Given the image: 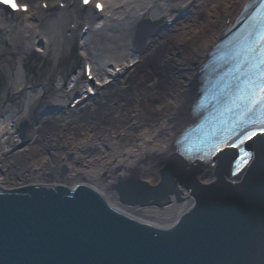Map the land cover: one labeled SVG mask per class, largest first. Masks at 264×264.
<instances>
[{
  "label": "bare ground",
  "instance_id": "1",
  "mask_svg": "<svg viewBox=\"0 0 264 264\" xmlns=\"http://www.w3.org/2000/svg\"><path fill=\"white\" fill-rule=\"evenodd\" d=\"M245 1L187 0L188 8L172 19L169 28L162 27L160 20L176 8L173 0L162 4L161 0H128L126 5L115 7L125 16L121 23L108 24L104 27L106 31L95 33L100 37L93 42L98 40L101 50L128 48L139 20L151 19L156 29L139 51L135 52L133 46L130 60L125 59L127 54L117 58L123 64L122 70L96 96L80 98L69 105L68 99L80 94L79 87L66 90L42 83L43 95L38 104L45 106L51 97L50 111L33 117L36 125L31 136L24 135L25 129L17 133L24 144L13 147L12 153L7 154L8 162L0 169V182L25 185L36 181L70 186L82 183L98 186L113 203L117 193L112 187L119 180L135 177L151 186L164 181L161 170L168 168L169 162L163 158L173 151L176 135L193 121L191 107L198 96L199 68L213 45L223 37L222 28L228 17L232 21ZM118 3L120 0L112 1V7ZM75 8L66 7L50 20L55 41L63 43L73 36L75 30H65V26L75 19L72 17ZM25 14H33V7ZM40 42L38 47L43 43ZM91 42L82 40L80 49L95 58L101 52H92ZM48 43L44 45L46 50L51 47ZM130 61L134 62L132 66ZM97 72L106 71L98 64ZM13 121L11 118L0 121V140L13 131L8 129ZM67 139L71 143L63 147ZM64 148L76 152L77 157L70 159ZM214 176L215 168L210 165L195 173L205 184ZM170 178L166 179L169 182L165 188L176 186L178 194L162 199L163 206H138L129 213L167 226L193 198L189 188L178 181L174 185L175 178Z\"/></svg>",
  "mask_w": 264,
  "mask_h": 264
},
{
  "label": "water",
  "instance_id": "2",
  "mask_svg": "<svg viewBox=\"0 0 264 264\" xmlns=\"http://www.w3.org/2000/svg\"><path fill=\"white\" fill-rule=\"evenodd\" d=\"M151 30L145 25L139 34ZM248 146L254 156L237 181L227 179L230 149L216 155L208 184L196 180L197 167L170 160L164 176H174L194 199L167 226L129 210L162 206L161 199L178 194L176 186L155 196L139 179L120 182L118 202L110 203L86 184L0 182L14 186H0V264H264V137Z\"/></svg>",
  "mask_w": 264,
  "mask_h": 264
},
{
  "label": "rangeland",
  "instance_id": "3",
  "mask_svg": "<svg viewBox=\"0 0 264 264\" xmlns=\"http://www.w3.org/2000/svg\"><path fill=\"white\" fill-rule=\"evenodd\" d=\"M22 1L28 2L33 7V14H7L0 8V121L11 118L16 124L25 123L28 129L24 135L28 137L33 134V127L36 125L33 117L46 115L52 106L51 97L47 99L45 106L38 104L40 96L43 95L42 83L60 88L64 82L66 85L72 71L80 74L82 72L81 62L76 52L81 36V25L73 32L71 38L68 36L65 42L59 43L55 41L56 34L50 25V20L61 10L53 7L44 11L40 7V0ZM49 1L57 3L58 0ZM173 1L177 4L174 5L176 8L171 13L172 16L182 10L187 3V0ZM87 20L89 19H85ZM85 21L83 23H86ZM29 22L33 24L29 26ZM141 22L142 20H139L135 26L128 48L114 47L103 51L100 49L102 44H99L98 40L93 42V39L100 37L95 34L96 32L100 33L106 29L89 31L86 39L88 42L92 41L90 50L94 53L101 52L99 56L92 57L93 61L106 69L108 60H117L123 54H127L125 59H131L134 49L133 41ZM119 23H121L120 20L113 19L109 24ZM68 28L67 22L65 30ZM40 41L49 42L51 47L49 46L48 50H44V46L38 47ZM105 43L103 44L106 45ZM40 49L44 52L38 53ZM71 85L69 82L66 87L69 88ZM2 146L3 144L0 143V147Z\"/></svg>",
  "mask_w": 264,
  "mask_h": 264
},
{
  "label": "snow or ice",
  "instance_id": "4",
  "mask_svg": "<svg viewBox=\"0 0 264 264\" xmlns=\"http://www.w3.org/2000/svg\"><path fill=\"white\" fill-rule=\"evenodd\" d=\"M92 3V0H84L85 5ZM13 7L17 5L13 4ZM97 9L103 11V5L100 3L96 4ZM26 10V9H25ZM259 43H253L249 45L248 52L250 57H255V60L251 58L245 61V64L241 67V71L247 78V85L242 91L240 97L241 103L236 104V113L239 116H247L251 118L254 110L257 106L264 105V30H261L259 35ZM259 53L257 56L256 54ZM258 67H249V65H256ZM247 69V71H245ZM89 75L91 70L89 69ZM235 103V102H234ZM232 111V109H229ZM256 133H250L248 138L251 139ZM264 134V130L262 133Z\"/></svg>",
  "mask_w": 264,
  "mask_h": 264
}]
</instances>
